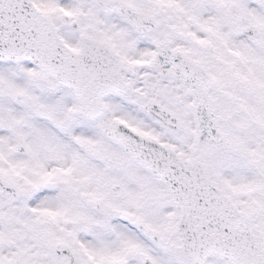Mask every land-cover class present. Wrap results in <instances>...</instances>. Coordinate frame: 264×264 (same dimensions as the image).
<instances>
[{
  "label": "snow or ice",
  "instance_id": "6c2138e0",
  "mask_svg": "<svg viewBox=\"0 0 264 264\" xmlns=\"http://www.w3.org/2000/svg\"><path fill=\"white\" fill-rule=\"evenodd\" d=\"M0 264H264V0H0Z\"/></svg>",
  "mask_w": 264,
  "mask_h": 264
}]
</instances>
